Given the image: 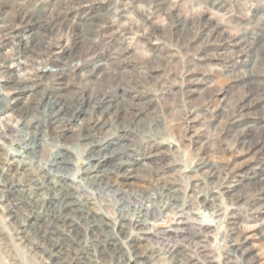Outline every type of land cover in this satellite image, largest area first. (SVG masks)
I'll list each match as a JSON object with an SVG mask.
<instances>
[{
  "label": "rangeland",
  "instance_id": "rangeland-1",
  "mask_svg": "<svg viewBox=\"0 0 264 264\" xmlns=\"http://www.w3.org/2000/svg\"><path fill=\"white\" fill-rule=\"evenodd\" d=\"M0 1L17 3V0ZM23 1L27 5L35 4L36 8L46 6L47 11L72 7L69 15L71 19L60 20L53 30H49L47 24L38 28L33 25L27 28L25 24L20 36L27 38L36 48L43 47L49 36L62 45L63 50L58 54V58L69 66L64 69L70 71L67 72L70 76L66 79V87L69 88L67 93L78 100L86 101L89 99L90 89L96 88L93 86V72L98 78H112L114 84L118 79L127 86L136 84V90L128 89L127 94L132 95L133 102L147 100L149 104L148 117H144L138 123L139 127L135 128L140 131L139 134L149 136L157 142L162 162L155 164L167 166L168 173L179 180L180 189L187 188L189 179L181 180V177L186 175V171H190L193 162L197 160L198 146L203 148V154L208 151L206 159L210 163L218 165L229 164L237 168L240 164H253L261 160V157L264 158V154L260 155V152H255L253 148L246 151L245 146L234 143L235 134L221 133V124L215 122L217 116H220L223 122L225 116L237 110L240 103L249 97L250 91L254 89V85L244 84V74L255 71L253 77L258 81L255 87L259 86L264 96V0H89L84 6L78 4L85 0H38L37 3V0ZM5 12L4 10L0 13L4 25L18 22V18H12L9 14H4ZM84 14L91 16L85 19ZM47 15L48 13H42L40 17L46 19ZM240 39L245 42L244 46H251L249 50L245 47L246 54L252 51L256 54L255 58L251 59L252 70H249V67L243 68L240 64V59L245 57V53H242L241 47L234 45ZM13 43L14 40L9 36H0V58L9 59L8 64L14 74L13 80L22 83L31 77L39 63L26 68L18 65L17 48L15 49L16 45ZM46 70L55 73L59 71V67L47 65ZM83 77L89 80L88 83L85 82L86 79L81 81ZM40 85L42 92L47 86V80H42ZM95 91L90 98L92 101L97 100L103 92L98 89ZM0 94L8 102L7 107L0 111V143H4L3 148L6 150L5 155L0 158V167L5 171L11 166L10 153L19 150L21 144L20 138L5 136V127L16 129V110L13 109L33 102L39 93L31 95L23 91L14 96L12 94L16 92L1 87ZM15 97L19 99L14 100ZM190 118L197 119L192 123L195 128L193 130H187L185 127ZM244 122L259 126L258 129L264 133L263 112L251 110ZM192 131L197 132V139L203 140L193 143L196 135ZM75 132L76 130L66 126L59 131L60 139L53 137L56 135H47L45 145L39 149L38 155L45 163L50 157L49 151L56 149L51 148L56 145H60L62 149L69 147L67 150H70L74 173L71 179L77 184L76 180L83 176L81 168L85 165V158L73 151V146L62 147L65 141L73 142L68 141V138L76 134ZM249 133L246 145L251 146L256 142L258 135H251L254 133L252 130ZM52 137L56 139L54 143ZM147 148H155L151 139ZM6 155H9V160H6ZM38 168L40 167L33 166L36 175L40 172ZM151 172L147 170L142 173L147 179L142 181L143 183H122L123 192L112 193L113 197L108 196L114 199L109 204L105 202L102 193H96L95 206L104 209L101 216L110 224H115V233L120 216L114 201L132 206H151L150 201L155 202L157 191L153 188V181L156 177H150ZM253 178L257 179L258 176ZM120 180L128 181L129 178L123 177ZM258 187L259 183H248L242 189V196L254 195ZM40 193V205L29 208L26 213L32 221L40 214L47 213L45 208L51 201L50 191L43 188ZM2 205L0 201V264H54L48 262L47 257L40 255L38 250L30 247L26 241L18 239L23 234H18L19 231L9 225ZM221 205L228 209L229 199L221 200ZM251 207L253 206H250V210L247 206L234 209L241 216L236 231L242 240H247L249 256L251 255L254 264H264V211L253 213ZM192 212L194 214L189 218L192 231L207 237L203 251L189 245L186 235H165V230L176 218L172 213L149 217L145 229L138 231L136 228H127L125 233L148 237L147 241H135L145 252L176 243L177 246L186 247L188 255H197L201 261H210V264H244L245 259L241 258L239 252L234 251L224 237L228 230L224 227L222 215L217 217L212 211L203 210L201 207H195ZM85 220L78 221L75 232L69 233L77 247H81L83 240H88L94 234L89 228L90 223ZM95 237L98 239L95 241L93 237L90 246L92 264H119L113 254L103 253V243L100 245V237ZM144 243L148 246L145 247ZM169 261L168 258L162 259L159 264H167Z\"/></svg>",
  "mask_w": 264,
  "mask_h": 264
},
{
  "label": "bare ground",
  "instance_id": "bare-ground-1",
  "mask_svg": "<svg viewBox=\"0 0 264 264\" xmlns=\"http://www.w3.org/2000/svg\"><path fill=\"white\" fill-rule=\"evenodd\" d=\"M16 2V4H10L7 1H0V13L5 10L4 14L18 18L17 23L4 25V19L0 16V36H9L11 40H14L13 44L16 45L15 49L17 48L19 57L18 65L22 68L39 63L31 77L20 83L13 80L14 74L11 73L9 59L0 58V88L11 89L16 92L12 94L14 96L23 91L31 95L39 93L33 102L13 109V111L16 110L14 113L17 118V128L5 127V136L18 137L21 142L20 149L10 153L12 161L8 170L4 171L0 167V201L8 217L9 225L19 231L18 234H23L18 239L26 241L30 247L37 249L40 255L47 257L48 262L51 261L54 264H92L90 246H92L93 237L95 241L98 239L95 236L100 237V245L103 243V253L113 254L119 264H159L166 258L170 260L167 264H210V261H201L197 255H188L186 247L177 246L176 243L166 248L157 247L156 250L145 252L136 245L135 241H142V239L147 241L148 237L125 233L127 228H136L138 231L145 229L148 226L149 217L155 218L172 213L176 215V218L165 230V235L168 237L186 235L189 245L203 251L207 237L193 232L190 222L194 208L201 207L203 210L212 211L217 217L222 215L224 227L226 226L225 229L228 230L227 234L224 231L227 243L234 248V251L241 254V258L245 259L244 264H254L251 255L249 256L247 240H242L236 231L241 216L234 209L247 206L250 210V206H253L251 207L253 213L264 211V158L261 157V160L253 164H240L237 168L229 164L218 165L210 163L206 159L209 155L208 151L203 154V148L198 146L196 150L200 152L197 151V160L193 162L190 171H186V175L183 173L181 177V180L189 179L187 188L180 189L179 180L168 173L167 166L164 164L160 166L161 163L155 164V162H162L157 142L149 136L139 134L140 131L135 128L139 127L138 123L144 117H148L149 104L147 100L133 102L132 95L127 94L128 89L136 90V84L127 86L119 79L114 84L111 81L112 78H98L93 72L92 76H95L93 86L96 88L90 89L89 99L78 100L67 93L69 88L66 87L68 85L66 79L69 78L70 73L67 72L70 71H64V69L69 66L58 58V54L63 50L62 45L56 39L47 36L43 47L36 48L27 38L20 36L26 25L27 28L31 25L38 28L47 24L49 30H53L61 22L60 20L71 19L69 15L72 7L47 11L46 6L43 5L36 8L35 4L27 5L23 0ZM89 2V0L81 1L78 6H84ZM42 13L45 15L48 13L45 16L46 19H41ZM89 16L91 15L84 14L85 19H89L87 18ZM244 43L240 39L234 45L241 47L242 53H245V57L240 59L241 66L252 70L251 59L255 58L256 54L253 51L248 52L249 55L246 54L245 47L249 50L251 46L249 47L248 44L244 46ZM47 65L57 66L59 71L50 73L46 70ZM254 74L255 71L249 72L248 75L244 74V84L254 85V89L250 91L249 97L240 103L239 110L227 114L223 122L222 118L217 116L215 122L221 124V133L235 134L234 143L242 144L246 147H243L246 151L253 148L261 155V153L264 154L263 131L258 129L259 126L244 122L251 110L264 113V96L260 87H255L258 81L254 79ZM84 79L88 83L89 80L84 77L81 81ZM42 80H47V86L41 92ZM96 89L103 92L97 100L92 101L90 98ZM7 105V100L5 101L0 94V111ZM194 121L197 119L187 120L185 126L187 130L195 129ZM66 126L73 131L76 130V134L68 138V141H73L72 143L65 141L62 147L73 146L74 149H71L85 158V165L81 168L83 176L76 180L77 184L71 179L74 173L70 150H67L69 147L62 149L60 145H56L51 148L56 149L49 151L50 157L45 163L38 155L39 149L45 145L46 136L56 135L53 137L60 139L59 131ZM250 130L254 132L251 135H258L256 142L251 146L246 145ZM192 133L196 135L193 143L203 140L197 139L196 131ZM52 138L54 143L56 139ZM150 139L155 147L153 150L147 148ZM3 146L4 143L1 142L0 158L6 153ZM8 157L9 155L6 160H9ZM33 166L40 167L39 175L35 174ZM147 170L152 171L150 177H156L153 181V188L157 191L155 202L150 201L151 206L142 204L132 206L114 201L120 216L115 233V224H110L101 216L104 209L101 206H95L96 193H102L105 202L109 204L114 200L109 198L113 197L112 193L123 192L122 183L132 185L147 181L142 175ZM123 177L129 180H120ZM248 183H259V187L254 195L244 197L242 189ZM41 187L51 192V201L45 208L47 213L40 214V217L32 221L26 213L29 208H36L42 202L40 190L43 188ZM224 199H229L230 211L221 205V200ZM85 219L90 223L89 228L95 235L92 234L88 240L87 238L83 240L81 247H77L69 233H74L77 222ZM131 250L134 252H130Z\"/></svg>",
  "mask_w": 264,
  "mask_h": 264
}]
</instances>
